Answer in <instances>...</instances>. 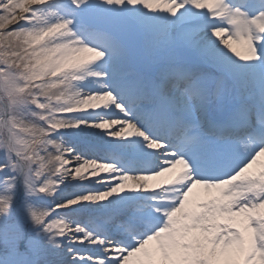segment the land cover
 Listing matches in <instances>:
<instances>
[{"label":"snow or ice","instance_id":"6c2138e0","mask_svg":"<svg viewBox=\"0 0 264 264\" xmlns=\"http://www.w3.org/2000/svg\"><path fill=\"white\" fill-rule=\"evenodd\" d=\"M0 264H264V0H0Z\"/></svg>","mask_w":264,"mask_h":264}]
</instances>
